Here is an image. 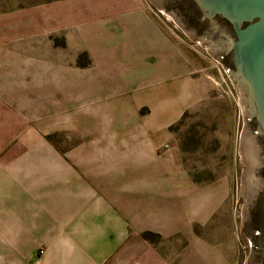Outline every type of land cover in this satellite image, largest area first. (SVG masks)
Segmentation results:
<instances>
[{
    "label": "rangeland",
    "instance_id": "1",
    "mask_svg": "<svg viewBox=\"0 0 264 264\" xmlns=\"http://www.w3.org/2000/svg\"><path fill=\"white\" fill-rule=\"evenodd\" d=\"M245 123L239 82L150 0H0V141L33 129L65 155L110 134L119 155L147 137L165 190L223 188L213 220L242 224Z\"/></svg>",
    "mask_w": 264,
    "mask_h": 264
},
{
    "label": "crops",
    "instance_id": "2",
    "mask_svg": "<svg viewBox=\"0 0 264 264\" xmlns=\"http://www.w3.org/2000/svg\"><path fill=\"white\" fill-rule=\"evenodd\" d=\"M34 131L0 141V264H243L242 224L213 220L223 188L165 190L147 137L63 155Z\"/></svg>",
    "mask_w": 264,
    "mask_h": 264
},
{
    "label": "water",
    "instance_id": "3",
    "mask_svg": "<svg viewBox=\"0 0 264 264\" xmlns=\"http://www.w3.org/2000/svg\"><path fill=\"white\" fill-rule=\"evenodd\" d=\"M150 1L172 16L189 37L211 49L244 92L246 123L240 146V161L244 163L240 193L243 199L242 231L251 242L258 238L264 253V202L261 228L246 230L245 227L249 191L256 185L253 133L258 132L264 137V0ZM178 4H184L193 21L203 26L202 34L195 33L189 23L175 12L174 7Z\"/></svg>",
    "mask_w": 264,
    "mask_h": 264
},
{
    "label": "flooded vegetation",
    "instance_id": "4",
    "mask_svg": "<svg viewBox=\"0 0 264 264\" xmlns=\"http://www.w3.org/2000/svg\"><path fill=\"white\" fill-rule=\"evenodd\" d=\"M175 12L181 16L182 20L189 23V27L197 34L203 33V26L193 21L186 12L184 4L174 7ZM192 25V26H191ZM254 146L253 153L256 155V165L253 167L256 185L249 192L247 203V216L245 221L246 230L248 228H261L263 225V202H264V137L258 132L253 133ZM250 255L248 264H264V253L260 247L258 238L250 242Z\"/></svg>",
    "mask_w": 264,
    "mask_h": 264
}]
</instances>
